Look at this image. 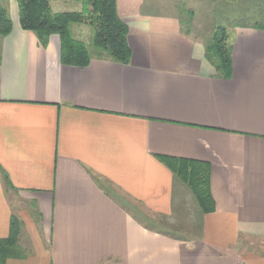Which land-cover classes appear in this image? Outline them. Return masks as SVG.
<instances>
[{"label": "crops", "instance_id": "0c3cea01", "mask_svg": "<svg viewBox=\"0 0 264 264\" xmlns=\"http://www.w3.org/2000/svg\"><path fill=\"white\" fill-rule=\"evenodd\" d=\"M200 1L264 0L183 4L195 16ZM179 4L118 0L130 62L94 51L74 67L58 36L43 47L21 28L11 1L13 29L0 36V239L17 220L25 258L4 264H264V23L192 19L186 29ZM217 28L229 78L206 59ZM160 157L209 165L213 213Z\"/></svg>", "mask_w": 264, "mask_h": 264}, {"label": "trees", "instance_id": "16d2710c", "mask_svg": "<svg viewBox=\"0 0 264 264\" xmlns=\"http://www.w3.org/2000/svg\"><path fill=\"white\" fill-rule=\"evenodd\" d=\"M81 1V12L54 13L51 0H17L20 26L23 30L34 33L43 47H47L52 36H58L62 64L86 67L90 64L92 55L87 45L74 37L72 26L87 24L94 30L92 45L97 51L95 57L128 64L131 59L127 40L129 31L119 17L118 0ZM261 27L264 28V25ZM12 29L10 13L0 6V36H8ZM206 59L219 77L231 76V48L224 28H217L206 44ZM159 159L189 188L204 214L215 211L210 189V167L207 163L166 157ZM19 231L20 223L13 219L10 236L0 239V264L9 259L25 258L24 251L18 245Z\"/></svg>", "mask_w": 264, "mask_h": 264}, {"label": "rangeland", "instance_id": "374dc122", "mask_svg": "<svg viewBox=\"0 0 264 264\" xmlns=\"http://www.w3.org/2000/svg\"><path fill=\"white\" fill-rule=\"evenodd\" d=\"M11 1L12 0H0V6L7 9L9 13ZM60 1L61 0H51V6L54 13L82 11L81 0H65L66 3L57 8L56 5H58ZM172 2H180L177 13L182 18L186 29L191 27L190 23L192 19L197 21L198 25L208 26L213 24L216 27L223 26L225 28L233 27L235 25H256L257 23H264V1H261L260 3L251 1L237 2L232 3L229 7H217L216 9H213L210 3L208 4L200 1L197 3V10L194 14L195 16L189 12L188 6L184 7L183 0H172ZM194 31L198 33L201 30L195 29L194 27ZM72 33L77 40L82 41L87 45L91 55L94 51V55L97 54V51L92 45L94 30L90 26L87 24H74L72 26ZM193 202L196 204V201ZM260 250L264 254V249L261 248Z\"/></svg>", "mask_w": 264, "mask_h": 264}]
</instances>
